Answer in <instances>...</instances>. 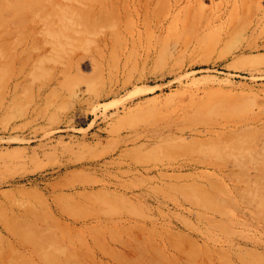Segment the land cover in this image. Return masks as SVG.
Instances as JSON below:
<instances>
[{"label":"rangeland","instance_id":"374dc122","mask_svg":"<svg viewBox=\"0 0 264 264\" xmlns=\"http://www.w3.org/2000/svg\"><path fill=\"white\" fill-rule=\"evenodd\" d=\"M0 264H264V0H0Z\"/></svg>","mask_w":264,"mask_h":264},{"label":"bare ground","instance_id":"6f19581e","mask_svg":"<svg viewBox=\"0 0 264 264\" xmlns=\"http://www.w3.org/2000/svg\"><path fill=\"white\" fill-rule=\"evenodd\" d=\"M23 81V80H22ZM19 85V82L17 81L15 84L12 85L11 87V91H12V88L14 89V94L16 93V90H17V87Z\"/></svg>","mask_w":264,"mask_h":264}]
</instances>
